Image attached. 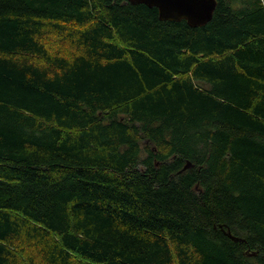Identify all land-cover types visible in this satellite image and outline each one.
Returning a JSON list of instances; mask_svg holds the SVG:
<instances>
[{
  "label": "trees",
  "instance_id": "trees-1",
  "mask_svg": "<svg viewBox=\"0 0 264 264\" xmlns=\"http://www.w3.org/2000/svg\"><path fill=\"white\" fill-rule=\"evenodd\" d=\"M0 264H264V0H0Z\"/></svg>",
  "mask_w": 264,
  "mask_h": 264
},
{
  "label": "water",
  "instance_id": "water-1",
  "mask_svg": "<svg viewBox=\"0 0 264 264\" xmlns=\"http://www.w3.org/2000/svg\"><path fill=\"white\" fill-rule=\"evenodd\" d=\"M133 5L144 4L158 10L161 21H186L190 27L198 28L208 24L217 7V0H128ZM191 167L188 164L186 168ZM227 236L235 242L243 240L227 231Z\"/></svg>",
  "mask_w": 264,
  "mask_h": 264
}]
</instances>
